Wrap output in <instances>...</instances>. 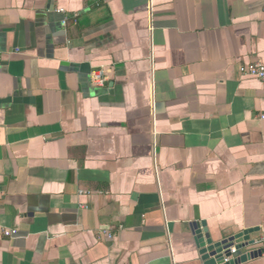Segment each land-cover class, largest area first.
<instances>
[{
	"label": "crops",
	"instance_id": "obj_1",
	"mask_svg": "<svg viewBox=\"0 0 264 264\" xmlns=\"http://www.w3.org/2000/svg\"><path fill=\"white\" fill-rule=\"evenodd\" d=\"M254 62L264 0H0V264H264Z\"/></svg>",
	"mask_w": 264,
	"mask_h": 264
},
{
	"label": "built area",
	"instance_id": "obj_2",
	"mask_svg": "<svg viewBox=\"0 0 264 264\" xmlns=\"http://www.w3.org/2000/svg\"><path fill=\"white\" fill-rule=\"evenodd\" d=\"M240 74L245 77H256L264 80V64L261 62H254L250 64H245L240 67ZM98 80H96L99 84L103 82L102 76H96ZM260 120L264 121V114L259 116ZM18 235V231L14 229H10L4 226H0V241L4 239H14ZM105 235L108 238H111V234L109 232H105ZM239 254V248L237 246H229L225 248L220 253V258H217L219 264H234L236 261V256Z\"/></svg>",
	"mask_w": 264,
	"mask_h": 264
},
{
	"label": "water",
	"instance_id": "obj_3",
	"mask_svg": "<svg viewBox=\"0 0 264 264\" xmlns=\"http://www.w3.org/2000/svg\"><path fill=\"white\" fill-rule=\"evenodd\" d=\"M243 235H239L238 237L234 238L235 242H237V244H242L244 239H243ZM210 245V248L207 250H204V254L206 258L209 257H216V258H220V253L225 249L228 248L227 246V242H223L221 244H217V245H212L211 242L208 243ZM212 245V246H211ZM247 257H244L243 260H246Z\"/></svg>",
	"mask_w": 264,
	"mask_h": 264
}]
</instances>
